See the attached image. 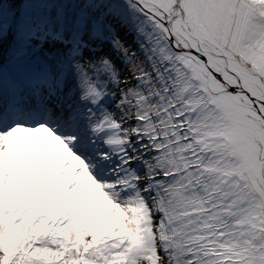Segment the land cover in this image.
Wrapping results in <instances>:
<instances>
[{
  "label": "snow or ice",
  "instance_id": "obj_1",
  "mask_svg": "<svg viewBox=\"0 0 264 264\" xmlns=\"http://www.w3.org/2000/svg\"><path fill=\"white\" fill-rule=\"evenodd\" d=\"M0 264H264V0H0Z\"/></svg>",
  "mask_w": 264,
  "mask_h": 264
}]
</instances>
